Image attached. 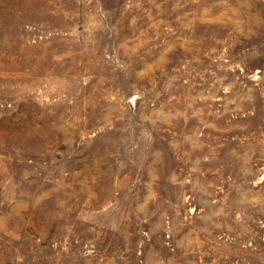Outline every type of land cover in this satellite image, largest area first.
<instances>
[{
  "label": "rangeland",
  "instance_id": "374dc122",
  "mask_svg": "<svg viewBox=\"0 0 264 264\" xmlns=\"http://www.w3.org/2000/svg\"><path fill=\"white\" fill-rule=\"evenodd\" d=\"M0 264H264V0H0Z\"/></svg>",
  "mask_w": 264,
  "mask_h": 264
}]
</instances>
